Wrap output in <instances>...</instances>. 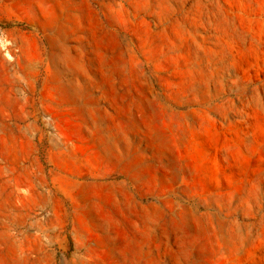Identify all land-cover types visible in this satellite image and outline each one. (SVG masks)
<instances>
[{"label": "rangeland", "instance_id": "374dc122", "mask_svg": "<svg viewBox=\"0 0 264 264\" xmlns=\"http://www.w3.org/2000/svg\"><path fill=\"white\" fill-rule=\"evenodd\" d=\"M0 264H264V0H0Z\"/></svg>", "mask_w": 264, "mask_h": 264}]
</instances>
